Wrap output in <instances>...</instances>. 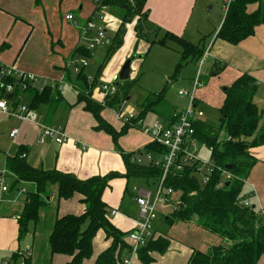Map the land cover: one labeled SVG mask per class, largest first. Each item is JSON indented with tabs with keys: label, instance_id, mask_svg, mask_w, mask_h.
<instances>
[{
	"label": "crops",
	"instance_id": "0c3cea01",
	"mask_svg": "<svg viewBox=\"0 0 264 264\" xmlns=\"http://www.w3.org/2000/svg\"><path fill=\"white\" fill-rule=\"evenodd\" d=\"M206 1V3H211L216 0ZM218 1L222 2L221 12L222 14L224 13L225 16L229 0ZM94 2V0H0V64L14 65L19 70L41 76L62 75L60 79H63L65 84H70L71 89L73 91L75 90L77 94V92L80 91L79 87L70 81L71 77L75 78L72 69L70 70L71 65H73L75 61H80L82 59L83 61H87L92 60L94 57L98 58V55L94 54V52L90 54V58L80 57L77 52V49L81 48V46H79V26L92 18L96 8ZM65 3H72V7H77V10L76 12H74V10L66 11L63 17L64 19L60 21L59 25L55 15L49 13L48 10L50 7H52L53 10H56L57 7L60 9V7H64ZM196 3L197 1L195 2V0H147L146 8L149 10V20L153 24L160 27L163 31H169L186 40L188 39L187 32L189 25L193 23ZM256 9V4H251L246 7L248 13H252ZM63 10H66V8H63ZM111 12L113 11L107 9L104 11L105 22H103L106 31L107 29H113L114 32H116L120 21H116L112 16L107 15ZM68 14L73 15L74 21L65 19V16ZM224 16L218 19L217 27L214 30L212 38L205 44V48L209 46L205 61H207L208 58L212 59L208 68V73L216 64L226 65L230 73H226V77L221 80V85L224 88L230 86L242 74L250 75L257 82L255 96L258 95V99L260 98V101L263 102L264 26L257 27L253 36L243 40L237 45H232L216 39V34L222 25ZM43 18L47 22V38L44 35V30L40 27V25L44 26ZM64 21L68 23L69 30L76 35V43L74 42V46L72 44L73 40L69 37V31L62 26ZM57 25L62 27L60 31L55 30ZM129 27L131 29H127L126 27L127 31L125 32H127V34L123 37V43L124 40H128V47L134 42V39H136L134 24H130ZM128 34H130L129 37ZM145 44L146 51H149L155 46H149L147 43ZM137 47H141L142 51L145 49V46L142 45H137ZM114 60L113 72L119 70V66L125 59L122 57L119 63L120 57ZM84 69L89 81H91L94 77H90L86 68ZM224 72L223 70L216 77H219ZM114 74H112V76ZM130 77L128 80H130ZM100 84L102 83H99L98 87L95 86L96 88L92 87L89 90L90 94L88 97L95 103L102 105L106 100L103 99L100 92ZM204 84L203 82V86L196 89L195 101L199 103L201 102L200 99L203 98L208 103L213 101V103L218 105L221 100L220 96L214 93L215 91L211 92V90H206ZM46 86L53 88L52 84H47ZM44 87L40 90L35 88L24 93L27 95V101L24 104L30 108L29 95L34 91H42ZM134 87L135 86L131 87V89ZM192 89L193 86L191 90ZM199 89L202 90L198 92ZM58 93H60L61 100L54 106L43 105L37 109H32L36 113V119L33 122L21 121L18 118L8 116L0 111V120L8 119L9 122L7 124L8 137L12 129H18L17 136L14 139L9 138L14 141L13 145L15 144L16 147L14 149L11 148L10 151L5 154L4 164L7 156L13 155L18 147L23 146L28 149L26 161L32 167L38 168L32 164L36 162L39 163V168L43 170L48 171L56 169L62 173L73 174L80 180H86L94 176H105L111 172L123 175L125 173V164L121 154L115 150L116 146L112 138L104 132L95 130L96 121L90 113L83 110V104L66 109L67 106L74 105L76 101L71 104L66 102L62 88ZM147 94L148 93H146V95L144 94L142 100ZM255 96L253 101L257 107L264 112V110L258 106ZM129 100L130 98L127 96L113 107L104 106V110L101 112L102 118L118 132L121 130L123 123L115 118L116 111L121 110L125 113H133L135 115L140 113V108L137 109V107V113H134L131 107L125 111L122 109L125 106L124 103L126 104ZM63 103H65V105L60 109ZM7 104L9 109H13L17 105L12 98L8 99ZM137 106H139V104H137ZM197 107L199 108V105ZM182 110L177 109L172 113ZM108 116L111 118H108ZM110 119H112L113 122L110 121ZM144 119L140 125V132L142 134L137 130H135V132L130 129L118 138V145L125 153H134L138 150L144 151L145 146L151 142V138L142 132V128L151 127L152 125H145ZM262 121L263 123L261 122L260 128L264 127V120ZM169 122V118H164V124L162 125L165 126ZM40 124L62 125L66 133V141L62 144H57L53 140L48 139L43 144H38L37 139L40 131ZM36 144L38 146H36ZM1 152H3L2 149H0V153ZM250 154L257 160V163L251 169L244 183L243 190L244 193H249V197H247L246 201L255 206L257 210L259 207L264 208V145L251 149ZM129 179L130 178H127V182H129ZM10 180H12V178ZM22 187L25 188L26 193L35 192L34 184L20 183L18 190L9 189V191L4 194L3 202L0 205V264H5L13 254L24 253L28 249L32 250L28 264H67L70 261L69 256L51 254L48 238L57 218L67 214L79 215L83 213L84 208L80 202V196L76 194L73 200H64V203H61L62 200L59 201L56 194L54 195L50 190L49 197L45 199V204L38 211L36 222L30 223L28 234L19 240L17 217L22 212L25 199V194L20 193ZM131 187L133 190H131L132 195H130L127 200H121L123 193L126 194L127 192V186H125L122 179H113L109 183V188L106 189L102 195L103 202L111 211H115L116 213L113 216L110 215V222L118 230L126 234L125 239L128 241L127 244L129 246L130 242L127 238V234L135 228L136 222L139 219L138 208L134 201V189L150 188L146 183H138V181H132ZM179 197L180 194L174 192L167 204L163 207L171 204L173 205V209H175L176 206L181 204ZM171 199L173 201H171ZM161 208L160 214L167 217L166 214L170 213V208L167 207L162 210ZM174 223L173 226L176 227V232L170 238L166 236L169 239L167 251L163 254L151 253L150 256L153 259L151 264H187L192 253L195 251L206 253L211 247L223 246L227 248L232 244L227 240L219 238L217 235L203 230L198 226L196 217L192 218L189 222L177 221ZM153 230L155 236H164V234H166V232L157 234L154 227ZM167 230H170V228ZM109 245L110 243L105 239L103 231H98L92 241V255L89 259H85L82 264H94L98 255L107 249ZM127 256L128 255H126V257ZM136 264L142 263L136 259ZM257 264H264V256L259 259Z\"/></svg>",
	"mask_w": 264,
	"mask_h": 264
},
{
	"label": "trees",
	"instance_id": "16d2710c",
	"mask_svg": "<svg viewBox=\"0 0 264 264\" xmlns=\"http://www.w3.org/2000/svg\"><path fill=\"white\" fill-rule=\"evenodd\" d=\"M147 0H100L99 7H105L119 16V27L109 44L106 45L105 60L118 50L122 43L127 24H134V32L139 41L149 46L160 45L178 47L181 59H191L199 63L205 52V47L193 45L182 37L169 31H163L149 20ZM256 4L257 9L248 13L246 7ZM264 26V0H230L216 39L232 45L254 35L255 29ZM80 57L90 58V52L84 48L77 49ZM215 65L208 73L209 76L219 75L224 66ZM102 66L97 70L94 78L89 81L85 69L75 75V85L80 91L76 94V102L71 107L83 104V110L90 113L96 121L95 130L109 135L125 164V173L111 172L105 176H94L80 180L73 174L53 170H43L32 167L26 161L28 149L20 146L17 151L7 156L5 166L12 175L10 189L18 190L20 183H32L35 192L25 193L21 214L17 217L18 239L24 238L29 232L30 223H35L39 209L49 197L50 188L56 187V196L60 200H68L74 195L80 196L83 213L80 215H65L57 218L48 238L52 255H66L70 257L67 264H82L92 255V241L98 231H103L105 239L110 245L96 258L94 264H122L130 251L125 241L126 234L118 230L109 217V207L103 202L102 195L109 188V183L117 178H143L150 190H154L160 177V167L139 165L132 162L133 156L141 151L125 153L118 145V138L131 128L139 127L137 122H143L144 117L153 113L171 119L167 114L165 89L146 96L140 103V113L131 123L123 124L121 130L116 131L101 116L104 106L113 107L124 100L133 86L134 81H124L123 95L118 93L112 99H106L104 106L92 101L88 95L90 89L99 84L98 75ZM180 64L169 79L173 80L178 73ZM11 82V80H6ZM54 88V89H53ZM46 86L42 91H34L29 95L31 109L40 106H54L61 100L56 87ZM119 89V88H118ZM257 91L256 80L248 74H242L230 86L223 89L224 100L218 109L219 118L215 123L201 118L194 122V138L204 148H211L213 165L226 171L228 177L222 182L220 171L214 169L208 183L201 185L192 169L186 168L181 177L168 176L164 185L171 187L180 194L182 208L178 206L164 217L166 223L189 222L196 217L197 224L203 230L217 235L232 244L229 247H211L206 253L195 251L187 264H257L264 256V226L257 216L255 206L244 207L249 193H244V183L257 160L250 154V150L264 145V112L261 111L253 98ZM4 97V95H1ZM195 101V106L197 105ZM141 127V126H140ZM161 148L150 142L144 151L157 152ZM226 166H231L226 170ZM169 239L166 236H154L147 244L137 251V259L142 264L153 262L151 253L163 254L167 251ZM21 253L13 254L5 264H19ZM29 259L24 260L28 264Z\"/></svg>",
	"mask_w": 264,
	"mask_h": 264
},
{
	"label": "built area",
	"instance_id": "2783aa9c",
	"mask_svg": "<svg viewBox=\"0 0 264 264\" xmlns=\"http://www.w3.org/2000/svg\"><path fill=\"white\" fill-rule=\"evenodd\" d=\"M96 8L92 18L87 20L83 25L79 26L80 40L79 46L86 51L92 53L95 49L109 44L106 36L104 19L105 7H99L100 0H94ZM230 2V0H229ZM228 2V3H229ZM227 3V4H228ZM68 21H74L72 14L65 16ZM209 46L205 49L203 57L199 61V67L203 65L205 56L208 55ZM87 67V61H75L71 66L74 75H77L82 68ZM6 80H11L7 82ZM40 77L34 73L17 69L14 65L0 64V111L8 116L18 118L21 121L33 122L36 119V113L27 105L20 102V95L35 89V85L39 82ZM119 78L113 75L110 83H102L99 85L103 99L113 97L118 90ZM65 84L63 79L54 80L53 87L58 91ZM203 86L200 71L198 70L193 81V89L191 91L180 90L179 96L189 99L188 106L182 111L171 114L170 122L167 125L154 123L151 127L142 128V132L151 138V142L155 143L161 149L157 152L139 151L133 158L132 162L139 165H151L160 167V177L154 190L150 189H134V201L138 208V221L136 226L127 234L130 242V251L128 256L124 258L122 264H136L137 251L144 247L147 242L154 238L153 222L158 216L157 208L159 203L166 205L174 190L164 185L168 176L181 177L184 170L188 167L192 169V173L198 178L201 185L208 183L214 169L221 172L223 176L222 182L218 184V188L222 187L223 181L229 176L226 171L220 170L213 165L211 158V148H204L194 138L193 124L197 120L203 118V111L195 106V91ZM12 94L13 100L17 103L13 109L8 108V99L5 95ZM1 95H4L2 97ZM104 106V104H102ZM138 115L133 113H125L121 110L115 112V118L123 124L131 123V120L137 118ZM142 121H138L137 125H141ZM18 134V129H12L9 138L14 139ZM51 139L57 144L66 141V133L62 125H44L40 124L37 143L43 144L46 140ZM209 154L208 159L201 156V151ZM12 175L7 170L5 164L0 166V205L3 202L4 194L10 189L9 180ZM21 194H25L24 187L20 189ZM244 207H249L248 201L244 202ZM257 216L261 219L264 226V208L259 207ZM115 211H110L111 216L115 215ZM32 250L28 249L21 253L19 264H24V260L31 257Z\"/></svg>",
	"mask_w": 264,
	"mask_h": 264
},
{
	"label": "rangeland",
	"instance_id": "374dc122",
	"mask_svg": "<svg viewBox=\"0 0 264 264\" xmlns=\"http://www.w3.org/2000/svg\"><path fill=\"white\" fill-rule=\"evenodd\" d=\"M196 6H195V11H194V15H193V23L189 25L188 28V34H187V38L186 40H188V42L192 43L193 45L199 46L200 48L205 47V44L207 41H209L214 33L215 28L217 27V21L221 16H224V13L222 14L221 9H222V2L216 0L214 2L211 3H206V0H195ZM95 3V2H94ZM73 4L72 3H65L64 7H60V9L57 7L56 10H53L52 7L49 8L48 12L51 14H54L56 19H57V23H59L60 25V21H62V19H64V15L66 13V11H71L74 10V12H76L77 7L73 8L72 7ZM63 8H66V10H63ZM107 15L112 16L116 21H119V16L117 13L115 12H111ZM104 21V19H103ZM105 22V21H104ZM43 25H40L41 29L44 30V35L47 38V22L45 21V19L43 18ZM59 25H57L56 27V31H60V29L62 27H60ZM130 24H127L126 27L127 29L130 28L129 27ZM67 31H69V37L71 40H73V46H74V42L76 43V35H74L73 32H71L68 28V23L66 21L63 22L62 25ZM125 27V31H127ZM131 29V28H130ZM114 30L113 29H107L106 31V36L108 39H112L113 35H114ZM127 32H125L124 37L126 36ZM130 34H128L129 37ZM135 38V36H134ZM125 39V38H124ZM128 40H124V43L122 45V47H120V49H118V51L114 52L108 60H105V54H106V46L103 47H99L97 49H95L93 52L94 54L98 55V58L94 57L92 60H87V64L88 66L85 67L87 73L89 74L90 77H95L97 70L102 66L100 74L98 75V82L99 83H110L111 79H112V74H115L118 76L119 78V89L117 90V93L122 96L123 95V90L122 87L124 86L125 82L121 81L119 74L120 71L122 69V67L124 66L125 62L127 60H131L130 63V80H133V86H135L133 89H131L128 92V96L130 98L129 102H126V104L124 103V108H122L124 111L127 110L129 107H131V109H133L134 113H137V109H139V106H137V104H139L142 101V98L144 97V94L147 96L149 94L152 93H157L159 91H161L163 88L165 89V98L167 101V114L168 116L172 114V112L174 110H182L185 109L188 104H189V100L188 98L184 97V96H179L178 95V91L180 90H186V91H190L192 86H193V81L196 77V74L198 72V70L200 71L201 74V79L202 81L205 83L204 87H206V90H211V92L217 93L220 96V101L218 103V105H216L215 103H213V101H211V103L206 102L203 98H201V102L198 103L199 108L203 111L204 113V119L215 123L218 121L219 118V113H218V109L221 107L222 103H223V89L224 87H222V83L221 80L223 78L226 77V73H230L229 68H227L226 65L224 64H218L217 66L222 67L224 66V73L222 75H220L219 77H211L208 76V68L211 64V58H208L207 61L204 60V63L202 66L199 67L198 63H194L192 62L191 59H188L186 62L185 60L181 59V54L180 51L178 49V47L174 44H170V47H162L159 45H155L153 46L149 51H146V44L143 42H140L137 38L134 39V42L128 47ZM71 44V45H72ZM142 45L145 46V49L142 51L141 47L138 48L137 47ZM207 46V45H206ZM206 49V48H205ZM120 57V60L118 61V63L121 61L122 57L125 59L124 62L119 66V70L113 72V63H114V59H118ZM206 59V56H205ZM83 60V59H82ZM180 64V68L178 69V73L176 74V77L171 80L169 79L170 77H172L175 73V69L176 66H178ZM73 66V65H71ZM71 70V67H70ZM114 74V75H115ZM40 77L39 82L35 85L37 90H40L41 88H43L44 86H46L47 84H52V82L54 80H60V76H41L38 75ZM129 80V81H130ZM71 83L75 84V78L71 77ZM136 81V83H135ZM127 82V81H126ZM131 82V81H130ZM123 85V86H122ZM70 84H64L62 86V92H63V96L66 100V102L68 103H74V101H76V91L72 90ZM132 86V87H133ZM98 87V85L96 86ZM95 87V88H96ZM203 87V88H204ZM94 88V89H95ZM202 89H199L198 92H200ZM151 92V93H150ZM21 99L20 102L21 103H26L27 101V95L26 94H21ZM213 96V94H212ZM213 100V99H212ZM255 100L258 103V106L261 107L264 110V100L263 102H261L260 98L258 99V95L255 96ZM221 104V105H220ZM65 105V103H63V105L60 106V109ZM170 105V106H169ZM71 106H67L66 109H70ZM137 107V109H136ZM174 108V109H172ZM164 116H165V112H163V114L160 116L157 115H153V114H148L146 116V118L144 119L145 121V125H153L154 123H158L160 125L164 124ZM108 118H111L110 116H108ZM13 121V120H11ZM110 121H112V119H110ZM113 122V121H112ZM8 119L6 120H0V149L3 150V152L0 153V166L4 164V158H5V154L8 153L10 151L11 148H15L16 145L14 143V141H12L11 139H9L8 137V131H7V124H8ZM108 123V122H107ZM263 123V121H262ZM109 124V123H108ZM123 126V125H122ZM140 126L139 127H135V128H131L133 131L137 130L138 132H140ZM136 132V131H135ZM140 134H142L140 132ZM36 146H38L36 144ZM12 149V150H13ZM115 150L118 152V150L115 148ZM12 152V151H11ZM120 155V154H119ZM202 158L204 159H208L209 154L205 151H202L201 153ZM34 166H38L39 163L33 162L32 163ZM124 181L125 186H127V192L126 194L123 193L121 200H127L129 198L130 195H132V181H138V183H142L145 181L143 178H130L129 182H127V179L125 178H120ZM11 182V180H9V183ZM51 192L54 193V195L56 194V187H51L50 188ZM132 190V191H131ZM75 196V195H74ZM73 196V197H74ZM70 198L66 201H71L74 198ZM171 201H173L171 199ZM61 203H64V200H62ZM68 203V202H67ZM125 203V202H124ZM77 205V204H76ZM164 205L159 203L158 208H157V213H158V217L157 219L153 222V227L155 228V232L158 233H165L164 236H167L168 238L172 237L173 234L176 232V227L173 226V224L175 223H171L168 224L165 222L164 220V216L162 214H160V208L161 210L164 208H170V213L174 210L173 209V205L169 204L166 207H163ZM111 210H109L110 213ZM166 214L167 216L170 214ZM67 215H73V214H67ZM80 215V214H79ZM110 217V215H109ZM168 228H170V230H167ZM126 240V239H125ZM127 241V240H126ZM128 243V241H127Z\"/></svg>",
	"mask_w": 264,
	"mask_h": 264
},
{
	"label": "water",
	"instance_id": "95a60500",
	"mask_svg": "<svg viewBox=\"0 0 264 264\" xmlns=\"http://www.w3.org/2000/svg\"><path fill=\"white\" fill-rule=\"evenodd\" d=\"M130 63H131V60L129 59L125 62L124 66L122 67L120 74H119L121 81H127L129 79V77H130ZM10 97H12V94L5 95L6 99H8ZM231 168H232L231 166L225 167L226 170H230ZM179 207L182 208V205L180 204Z\"/></svg>",
	"mask_w": 264,
	"mask_h": 264
}]
</instances>
